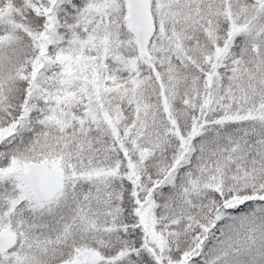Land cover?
I'll return each mask as SVG.
<instances>
[{"label": "snow or ice", "instance_id": "1", "mask_svg": "<svg viewBox=\"0 0 264 264\" xmlns=\"http://www.w3.org/2000/svg\"><path fill=\"white\" fill-rule=\"evenodd\" d=\"M0 264H264V0H0Z\"/></svg>", "mask_w": 264, "mask_h": 264}]
</instances>
